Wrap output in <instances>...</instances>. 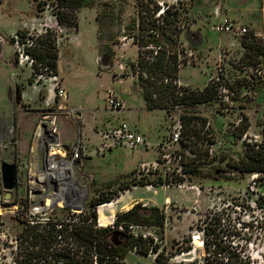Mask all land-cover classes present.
<instances>
[{"label":"rangeland","instance_id":"obj_1","mask_svg":"<svg viewBox=\"0 0 264 264\" xmlns=\"http://www.w3.org/2000/svg\"><path fill=\"white\" fill-rule=\"evenodd\" d=\"M193 1L179 0L183 26L179 38L170 40L161 34L157 40L166 49L167 55L180 53L189 61L179 72V80L186 88L202 89L209 82L216 90V98L192 106L180 103L166 110L145 108L141 96L143 90L134 69L137 44L131 37L137 38L146 33L145 28H138L140 0H89L90 6L78 10L63 6V0H0V35L5 39L0 60V80L8 82L11 72L28 74L29 67H13L8 63L11 58L15 63L19 62L14 35L20 42H25L28 37H34L37 42L38 37L49 34L48 38L54 41L58 55L60 74L55 79H49L43 70L30 68L33 82L40 84L39 100L19 106L15 100L12 101L14 108H17L10 123L13 126L0 127V162H13L21 166L17 167V172L22 185L16 192H10L7 204L13 203L16 196L23 198L26 190L27 171L22 165L28 164L29 156L19 155V148L14 142L26 134L20 129L19 122L27 119L31 125L29 131L33 134L36 125L30 118L40 114L42 109L45 120L53 122L58 144L67 146L80 139L86 146L77 165L78 176L84 180L87 189L84 210L88 209L92 200L109 197L118 187L139 181L143 185H133L135 194L141 198L139 204L146 208L157 207L163 217L162 226H146L143 231L164 237V250L170 255L180 242L189 239L190 231L198 223L197 219L204 218L210 206L222 207L230 203L224 209V214L232 218L231 203L235 204L239 198L238 191L247 184L246 174L232 165L245 159L248 150L241 140L242 134L256 131L264 124V78L258 77L254 71V68L264 69V17L261 15L264 13V0H196L192 7ZM215 5L221 14H227L231 9L228 17H233L237 25L248 26L258 35L249 39L213 32V23L210 22L213 21ZM190 9L192 15L188 13ZM63 12L73 15L75 26L58 22L56 15ZM31 16L33 18L29 22L17 28L19 33L16 30L11 34L18 21ZM193 18L199 23L194 31L199 32L205 27V34L214 38L211 45L203 44L211 46L209 50L192 46L200 42L195 41L198 35L192 43L188 41L186 44L184 37L187 34L190 36L189 22ZM201 35L204 36V33ZM218 38L222 41L221 46L218 45ZM189 52L191 58L187 55ZM101 54H106L108 58L107 69L96 63L97 56ZM56 83L67 92L68 98L57 96ZM109 89L121 95L127 106L125 109H110L106 102ZM49 90L52 99L44 105L42 99ZM225 94L231 103L223 101ZM3 107L8 106L2 105L1 110ZM128 108L132 112H128ZM186 110L206 118L203 131L213 144L212 153L207 154L203 146H198L200 155L195 159V164L201 172L199 179L190 177L182 170L178 157L182 151L185 154L181 158L183 160L194 153L172 141L179 116ZM120 121H128L142 130L147 136L145 145L120 147L104 155H95L93 149L100 133ZM194 124L202 126L199 122ZM3 143L8 144L7 148L1 147ZM80 162H85L86 166H80ZM191 185L200 187L199 194L189 188ZM209 187H212L211 192L208 191ZM0 193L4 196L5 192L2 190ZM99 206H96L97 212ZM108 209L113 210V216L102 220L101 227L111 226L118 213L116 204L103 211ZM70 213V210L54 209L47 217L64 218ZM250 218L259 220L261 214H253L250 210ZM22 222V218L9 212L0 215V235L6 234L5 239L0 238V252L1 260L6 264L11 258H16V253H22V246L19 244L18 247L15 241ZM247 236L245 229H236L231 240H241ZM258 252H261L259 248L251 251L249 262L264 264V255L261 257ZM239 258L232 256L228 260L233 264ZM125 260L128 264H154L150 256L131 251Z\"/></svg>","mask_w":264,"mask_h":264},{"label":"built area","instance_id":"obj_2","mask_svg":"<svg viewBox=\"0 0 264 264\" xmlns=\"http://www.w3.org/2000/svg\"><path fill=\"white\" fill-rule=\"evenodd\" d=\"M140 4L145 5L143 14L146 21L155 25L156 29L152 30V32L156 37L160 35L159 32L161 28L167 29L172 27L175 30L183 28L180 18L173 20L171 23H167L165 19L168 12L172 13L176 10L179 11V0H140ZM212 29L217 33L227 34L228 36L238 35L249 39L258 35L257 32H252L251 28L248 26L237 25L236 22L227 15H224L220 20L215 22ZM14 38V45L19 57L18 64L33 68L35 61L26 49L36 45L35 38L28 37L25 42H20L17 35H14ZM131 39L137 44V59L134 62L135 73L138 78L140 74L145 80H148V88L151 91L152 97L155 98L158 95L154 86L156 83L172 82L175 85V93L179 95L182 94L183 90L181 86L185 85L179 82L178 77L173 78L167 73H163L161 77L156 78L154 75H149L146 69H142L138 63L139 50L145 58V61L151 63L156 60L159 55L161 46L150 43L149 45L139 48L136 39L134 37H131ZM187 55L191 58V52ZM175 56L174 60L170 62V66L178 74V71L184 65L189 64V61L184 58L185 56H181L180 53H175ZM40 69L45 72L44 74L49 79L57 78V75L48 74L46 68ZM254 71L258 77L264 78V69L258 70L254 68ZM41 75L42 74L38 75V77ZM56 85L57 96L66 99V91L59 83H56ZM217 88L218 91H220V88ZM222 99L227 104L231 103V99L229 100L227 94H225ZM106 102L112 109H122L125 106L123 99L112 89L107 90ZM179 104L180 103L174 106H178ZM163 109L167 110L168 108ZM71 113L73 114V111ZM45 119L46 118L43 117L36 124V128L32 134L30 151L35 156L34 167L30 168L26 164L22 165V168L27 171V180L24 185L26 189L25 196L23 198L16 196V200L13 203L7 204L11 191L8 193L0 188V192L2 190L3 193L5 192L4 194L2 193L4 196H1L0 193V215L4 212L18 215L23 219L22 228L27 224L32 225L46 222H53L56 228H60L63 219L71 223L77 222L79 218L78 215L84 213V200L87 196V189L84 180L79 178L77 165H75V162L79 163L82 152L85 150L84 144L80 139L68 146L58 144L59 141L56 140L55 137L56 129L53 128V124L50 120L46 121ZM43 123H47L48 127H43ZM181 129L182 126L179 121L177 129L172 136L173 142L179 143L183 148L189 150L191 146L196 149L203 146L207 151L206 154L212 153L213 144L210 138L204 133L203 128L199 132L200 139L197 142L192 141L195 140L194 136H191L189 139L183 138ZM47 130L51 137V141L49 142L40 138ZM100 139L101 141L97 148L99 153H104L120 147L133 148L145 143L144 135L138 130L131 128L126 121H121L117 125L103 130L100 133ZM241 140L248 148L259 152L261 161L259 168L244 172L247 176V184L245 188L238 191L237 195L239 198L236 199L235 204L231 203L233 207L231 212L233 215L231 216L232 218H230L228 214H224V209L226 210L230 203L227 202L222 207L210 206L204 218L201 220L197 219L198 223L195 224L194 228L190 231L189 239L185 242H180L179 247L176 246L171 255L164 250L166 246L164 237L151 234L150 232H144L143 230L146 226L134 224L126 226L119 225L118 230L131 234L135 238L141 237L146 248V256H150L154 260V264H232L228 260V258L232 256H238L244 259L241 260V258H239L237 260L238 262H233V264H253L254 262H249V258L252 257L251 251H254L255 248H259L261 250V252H258L260 256L262 257L264 255V124L256 131H245L242 134ZM7 146L8 144H1L3 149L7 148ZM183 155V151L178 155L181 162L183 160L181 159ZM17 167L20 168L21 166L17 164ZM21 185L17 173L16 187L12 191L16 192L20 189ZM83 188L86 190V193L85 196L80 197L79 190ZM189 188L195 189L197 194H199L201 190L199 186L195 185H191ZM211 190L212 187H209L208 191L211 192ZM54 209L70 210L71 213L64 218L47 217ZM250 210L253 214H261V218L259 220L250 218ZM97 225L100 226V222H98ZM234 225H236V227H234ZM111 227H113V224ZM241 228L245 229L249 236L241 240H231L235 234V230ZM17 235L15 241L16 245L19 247ZM0 238L5 239L6 234L2 233ZM56 238L61 240V234H58ZM76 249H78V247L72 245L71 250L73 251ZM49 251L51 253L58 252L60 254H65L64 249L59 245L55 248H50ZM131 252L140 254L136 248H133ZM18 256L19 254L16 253V258L14 260L11 258L7 264H17L16 260ZM214 257L217 258V260H210ZM0 264H6V261L3 262V259L1 260V252ZM38 264L47 263L40 262ZM50 264H65V261L63 257H59ZM92 264H97L94 254H92ZM112 264L128 263L126 260L114 258ZM256 264H261V262H257Z\"/></svg>","mask_w":264,"mask_h":264},{"label":"trees","instance_id":"obj_3","mask_svg":"<svg viewBox=\"0 0 264 264\" xmlns=\"http://www.w3.org/2000/svg\"><path fill=\"white\" fill-rule=\"evenodd\" d=\"M62 5L70 9H80L84 6H90L89 0H63ZM144 4H139V26L140 30L146 29L145 34L139 35L136 39L139 48L149 45L150 43L160 45L157 37L153 34L155 25L146 21L143 11ZM56 18L59 23H65L69 26H75L73 15L68 12L57 14ZM179 11L167 13L166 22L171 23L173 20L179 19ZM169 30V31H168ZM181 29L175 30L172 27L161 28L160 35L168 39L177 40ZM19 33V30H17ZM161 35V36H162ZM49 34L45 33L38 37L36 45L29 47L26 51L33 57L35 64L33 69L39 70L46 68L48 74L57 75V52L54 41L48 38ZM254 39V37H253ZM48 42V43H47ZM161 50L156 60L148 63L142 56L141 51L138 52V63L142 69H146L149 75H154L156 78L161 77L163 73H167L173 78H177V72L171 68L170 62L176 57L175 54H166V49L161 46ZM33 72L29 81L33 80ZM140 85L143 90V97L148 109H163L173 107L178 103H183L186 106H192L199 103H204L216 98V90L208 82L202 89H188L181 86L182 94L175 93V85L169 83H156L154 86L158 95L154 98L148 88L149 82L139 74ZM183 138L189 139L195 137L194 142L200 139V131L206 124V118L196 116L195 114L184 111L179 116ZM194 122H199L202 126L198 127ZM243 129L242 131H244ZM193 156H186V160H182V170L190 177L196 179L201 178V172L195 164V159L200 155V151L195 147L190 148ZM185 156V154L183 155ZM260 154L257 151L248 148L245 159L234 162V168L241 172H248L260 167ZM133 185H143L139 181H133L131 184L120 186L112 192L109 197H101L90 202L87 210L83 214L78 215L77 222H67L62 220L60 228H56L53 222L37 223L25 227L17 235L19 244L22 246V253L17 257V264H38L40 262L50 264L56 261L59 257H63L65 264H92V254L96 256L97 264H112L114 258L125 260L127 254L136 248L138 253L146 255V248L141 237H133L118 230L119 225L134 224L138 226H162L163 217L159 214L157 207L146 208L137 203L130 209L118 212L111 226L97 225L96 206L117 199L120 191L130 189ZM61 234V240L56 237ZM114 235H116L114 237ZM61 246L65 254L58 252L51 253L50 248ZM72 245L78 247L76 250H71ZM21 249V248H20Z\"/></svg>","mask_w":264,"mask_h":264},{"label":"crops","instance_id":"obj_4","mask_svg":"<svg viewBox=\"0 0 264 264\" xmlns=\"http://www.w3.org/2000/svg\"><path fill=\"white\" fill-rule=\"evenodd\" d=\"M195 2H196V0L193 1L192 7L194 6ZM213 7H214L213 8V11H215V14H212V17L213 18H211V19H213V21L210 22L211 24L212 23L214 24L215 22H217L218 20H220L221 17H223L224 15H228L229 13L231 14V9H229V11H230L229 13H227V14L226 13H222L221 14L217 10L216 5L213 6ZM191 9L188 12L190 15H192ZM262 11H264V8L262 9ZM261 15L264 17V13H262ZM32 18H33V16H31L28 19H25V20H22V21H18V23L14 27V29L11 30V34L14 31H16L17 28L21 27V25L23 23L29 22ZM231 19H233L235 21V19L233 17H231ZM205 21L206 20H204V22ZM250 23H252V22H249V24ZM197 24H199V23H197V21H196L195 18L192 19V22H189V25H190V28L189 29H190V36L191 37L188 36V34H187L188 37L187 36L184 37V39L186 41V44L189 41V40H186V39L193 40L195 38V36L198 35V36H200V42H198L197 44H193L192 46H194V47H201V48L203 47V49H208L209 50V47L212 48L209 45H211L215 40H214V38L212 39V37L210 36V34H208V35L205 34V32H206L205 31L206 30L205 27H202V29L199 30V32H201V34L204 33V36H202L199 32L194 31V30H197ZM213 24L211 25V30L213 32H215L212 29ZM192 33H194L193 36L191 35ZM215 33H217V32H215ZM195 40H196V38H195ZM189 42L192 43L191 41H189ZM204 42H206V44L209 43V45H208L209 47L204 46L203 45ZM221 43H222V41L219 39L218 40V45L221 46ZM4 44H5V39H4V37H2L0 35V60H1L2 54H3ZM8 63H10L13 67H21V68L24 67L22 65H19V64L15 63L14 60H13V58H11L8 61ZM185 66H187V64L184 65L181 69H183ZM180 70L178 71V80H179V72H180ZM57 74H58V76H60L59 71H58V62H57ZM30 76H31V70H30V68H28V74L27 73L26 74H22V73L21 74H17L15 72H11L10 79H9L8 82H6V81H3L2 82L0 80V127L6 125L8 128H10V126H13V125H10V123H11V121L13 119L12 118V115L14 114V111L17 108H14V105L12 104V101L15 100L14 101L15 104H18V106H19L20 104H24V103H35V102H37V100H39L40 84H38L37 82H33V81L30 82L29 81ZM61 82H62V78H61ZM179 82H180V80H179ZM138 91L140 92V90H138ZM115 93L119 97H121V95L118 92H115ZM140 94H141V92H140ZM51 95H52L51 94V90H49L47 96L44 99H42V102L44 103V105H47L46 103L51 102V99H52V96ZM141 96L143 98L142 99V102L144 103L145 108L148 109L146 107V103H145V100H144V97H143V91H142ZM67 98H68V94H67ZM2 105H6L8 107H3V110H1L2 109ZM126 107L127 106L125 105L124 108H122V109H125ZM66 108L68 109L67 106H66ZM110 109H112V108H110ZM128 109H129L128 112H132L131 108H128ZM113 110H120V109H113ZM42 112H43V110L41 109L40 110V114L38 113L35 116H32V118H30L33 121V123H35V125L44 117V115L42 114ZM126 122H128V121H126ZM128 123L131 126V128L138 130L139 132H141L144 135L145 143H146L147 136L145 135V133L142 130H140L136 125H133L130 122H128ZM117 124L118 123H116L115 125H117ZM115 125H109L108 127L104 128V130L107 129V128H110L112 126H115ZM19 126H20V129L23 130V132H25L26 134H25V137L24 138H20L19 141L16 140L15 143L17 144V146L19 148V152H20L19 155L22 154V155L29 156L28 164L27 165L30 168H33L34 167V164H35L34 163L35 162V157L33 156L32 152L30 151V144H31V139H32L31 138L32 133H30V131H29L30 129L29 128L31 127V125L28 123L27 119L26 120L21 119L20 122H19ZM99 137H100V135H99ZM100 141H101V139L99 138L98 141L95 143V148L93 149L95 155H104V154H106L108 152H112L113 150H115V149H113V150H109V151L104 152V153H99L98 150H97V148H98V145L100 144ZM145 143L142 144V145H145ZM65 144H67V143H65ZM84 147L86 149V146L85 145H84ZM79 165L80 166H86V163L85 162H80ZM77 171H79L78 170V167H77ZM135 189L136 188L134 186H132L130 189H127V190L121 192L120 195L117 197V199H115L113 201V202H115V204L117 203L116 204V211L117 212L126 211V210L130 209L131 207H133L135 204L139 203V201L141 200V198L137 194H135V191H136ZM105 215L109 216L110 215V212L109 211H105Z\"/></svg>","mask_w":264,"mask_h":264},{"label":"water","instance_id":"obj_5","mask_svg":"<svg viewBox=\"0 0 264 264\" xmlns=\"http://www.w3.org/2000/svg\"><path fill=\"white\" fill-rule=\"evenodd\" d=\"M192 36L194 33L191 34ZM198 38V40H197ZM189 41H193L188 39ZM200 36L196 37L195 41H199ZM96 63L101 66L103 69H107L109 67L108 58L106 54L98 55L96 58ZM75 165H78V162H75ZM17 165L13 162L1 161L0 162V188L5 190L6 192H10L14 190L16 187V179H17ZM116 235H114L115 237Z\"/></svg>","mask_w":264,"mask_h":264},{"label":"bare ground","instance_id":"obj_6","mask_svg":"<svg viewBox=\"0 0 264 264\" xmlns=\"http://www.w3.org/2000/svg\"><path fill=\"white\" fill-rule=\"evenodd\" d=\"M42 126L47 128L48 124L47 123H43ZM40 138H42V140H44V141H48V142L51 141L50 133L48 132V130L46 131V133H43L40 136ZM55 152H57V151H55ZM85 193H86V190L84 188L79 190L80 197L85 196ZM114 205H115V202H109V203L101 204L99 206V210L97 212V216H98V221L99 222H101L102 220H105V219L110 218V217L113 216V210L112 209H110V210L108 209V211L110 212L109 216L105 215V212L103 210H104V208H112V206H114Z\"/></svg>","mask_w":264,"mask_h":264}]
</instances>
